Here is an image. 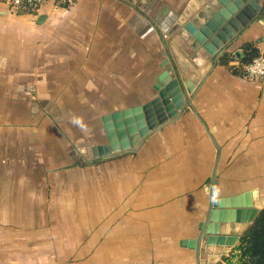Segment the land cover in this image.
<instances>
[{"label":"crops","instance_id":"0c3cea01","mask_svg":"<svg viewBox=\"0 0 264 264\" xmlns=\"http://www.w3.org/2000/svg\"><path fill=\"white\" fill-rule=\"evenodd\" d=\"M71 1L45 0L40 13L0 2V264H196L182 242L199 233L216 161L215 197L234 217L227 228L242 232L209 257L238 264L241 236L264 208V77L243 70L264 53V22L192 98L206 126L187 108L136 152L75 163L72 148L108 143L107 122L155 97L165 67L158 32L135 26L133 7ZM128 1L144 11L154 2ZM187 2L158 0L150 16Z\"/></svg>","mask_w":264,"mask_h":264},{"label":"water","instance_id":"95a60500","mask_svg":"<svg viewBox=\"0 0 264 264\" xmlns=\"http://www.w3.org/2000/svg\"><path fill=\"white\" fill-rule=\"evenodd\" d=\"M121 1L138 12L133 19L135 26L149 21L155 27L164 48L162 66L165 68L153 87L157 91L155 97L123 111V115H133L125 117L124 123L120 118L121 113L115 116V127L107 122L108 143H86L72 148L69 154L75 163H91L136 152L153 133L178 119L187 108L192 109L206 126L192 98L230 46L253 24L264 22V0H188L180 13L165 8L156 18L150 14L158 0H154L145 11L131 1ZM210 1L212 5L207 10L203 9ZM195 14L198 18L194 17ZM45 18L46 15H41L39 22ZM200 18L205 21L202 22ZM232 32H238L233 41L222 43L225 36ZM105 121H109V117ZM217 170L218 161L206 187L210 204L199 225V233L195 239L182 242V245L195 250L196 264H216V259L209 256L222 255L226 251H215L211 247L231 246L242 232L236 234L233 229L227 228L228 224H234V217L222 205V200L215 197Z\"/></svg>","mask_w":264,"mask_h":264},{"label":"trees","instance_id":"16d2710c","mask_svg":"<svg viewBox=\"0 0 264 264\" xmlns=\"http://www.w3.org/2000/svg\"><path fill=\"white\" fill-rule=\"evenodd\" d=\"M17 12L26 13L30 11L23 8ZM237 249L240 250V261L238 264H264V208L241 236ZM227 264L234 263L228 262Z\"/></svg>","mask_w":264,"mask_h":264},{"label":"built area","instance_id":"2783aa9c","mask_svg":"<svg viewBox=\"0 0 264 264\" xmlns=\"http://www.w3.org/2000/svg\"><path fill=\"white\" fill-rule=\"evenodd\" d=\"M72 2L71 0H69ZM13 10L29 9L31 13H40L45 0H0ZM17 10V11H18ZM244 75L247 78L257 79L264 77V53L253 57L243 65Z\"/></svg>","mask_w":264,"mask_h":264},{"label":"rangeland","instance_id":"374dc122","mask_svg":"<svg viewBox=\"0 0 264 264\" xmlns=\"http://www.w3.org/2000/svg\"><path fill=\"white\" fill-rule=\"evenodd\" d=\"M72 3H73V2H71V4H72ZM9 9H10L11 11L15 12V10L11 9L10 7H9ZM17 10H18V9H17ZM17 10H16V12H17ZM20 10H21V9H20ZM83 122H88V123H87L88 125L93 124V123H96L95 120H93V119H84ZM96 136H98V135H96ZM99 137H100V136H99ZM99 137H98V138H99ZM94 138H95L94 140H97L96 137H94ZM101 139L103 140V142H108V136H107V134H103V135L101 136Z\"/></svg>","mask_w":264,"mask_h":264}]
</instances>
